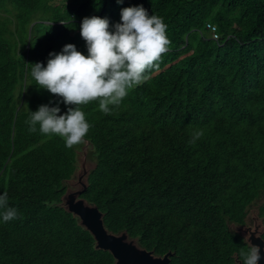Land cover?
Wrapping results in <instances>:
<instances>
[{"label": "trees", "instance_id": "1", "mask_svg": "<svg viewBox=\"0 0 264 264\" xmlns=\"http://www.w3.org/2000/svg\"><path fill=\"white\" fill-rule=\"evenodd\" d=\"M141 5L167 24L159 68L109 115L82 106V144L29 132L39 106L68 107L31 65L67 44L87 55L85 17L113 27ZM69 188L107 236L136 237L166 264H242L235 224L253 211L264 225V0H0V195L19 213L4 222L0 208V264L119 261L79 222Z\"/></svg>", "mask_w": 264, "mask_h": 264}, {"label": "clouds", "instance_id": "2", "mask_svg": "<svg viewBox=\"0 0 264 264\" xmlns=\"http://www.w3.org/2000/svg\"><path fill=\"white\" fill-rule=\"evenodd\" d=\"M120 15L121 22L113 27L107 18L92 16L82 20L80 35L86 42L87 55L67 44L60 53H49L46 66L39 62L31 65L30 74L39 88L61 97L68 107L66 113L60 114L58 105L39 106L25 121L29 132L35 133L39 125L41 134L63 138L68 148L82 144L91 127L82 106L98 102L99 110L109 115L110 106H118L129 90L149 78L150 70L159 68L171 44L163 17L150 15L142 5L125 7ZM38 23L54 24L37 19L33 27ZM84 161L86 164L85 155ZM0 208L4 209V222L19 218L18 210L8 206L7 192L0 195ZM250 214L255 228L248 224ZM234 231L247 246V250L242 247L239 251L242 264H258L260 252L264 254V225L258 212L248 213L243 223L235 224Z\"/></svg>", "mask_w": 264, "mask_h": 264}, {"label": "rangeland", "instance_id": "3", "mask_svg": "<svg viewBox=\"0 0 264 264\" xmlns=\"http://www.w3.org/2000/svg\"><path fill=\"white\" fill-rule=\"evenodd\" d=\"M72 184L73 186H75V189L76 187L80 186V184H77V179L71 181V185ZM75 189L69 188L70 192L68 194L70 197L69 203H71V206L74 200L72 190H75ZM66 202H68L67 197H66ZM75 205L81 212L86 213V214H93L96 217V219L100 221L99 216H97V214L94 212V209H93L94 207L90 203H86L81 199H77L75 201ZM251 219H252V216L250 214L247 221H248V224L253 228L254 223L252 222ZM79 222L83 226L88 228L91 231V233L95 236L98 246L110 248L114 250L115 252H117L116 248L118 247L119 258H122L123 261H121L122 259L120 260L118 258L119 261H117L116 264H155V263H159L160 261L164 262L166 259V257L161 258L160 256L153 254L151 251H148L142 248L136 237H129V236L125 237V235L123 234L116 235V238L120 240L119 245L118 244L111 245L112 244L111 242H107L106 240H104L103 237L100 236L99 229L93 219H92L93 224L89 220L81 219V218L79 219ZM124 260L125 261L130 260L131 262L124 263ZM138 261H140L141 263Z\"/></svg>", "mask_w": 264, "mask_h": 264}, {"label": "water", "instance_id": "4", "mask_svg": "<svg viewBox=\"0 0 264 264\" xmlns=\"http://www.w3.org/2000/svg\"><path fill=\"white\" fill-rule=\"evenodd\" d=\"M85 156H86V153H85ZM84 165H85V161H84ZM72 208H73V210H74L77 214H79L80 216H82V217H84L85 219L89 220L91 223H92V219H93L94 222H95V224L97 225V227H98V229H99V233H100L101 237H103L104 240H106L107 242H111V243H112L111 245H116V244L119 245L120 240H118V238H116V237H114V236H107V235L104 233V229H103V226H102L101 222L98 221V220L96 219V217H95L93 214H86V213L81 212V211L76 207L74 201H73V203H72ZM92 224H93V223H92ZM95 227H96V226H95ZM102 245H103V244H102ZM104 248H105V247H104ZM116 249H117V252H115L114 250H113V251L115 252L116 256H118L117 258H119L118 247H117ZM119 259H122V258H119ZM121 261H123V259H122ZM126 262H131V261H130V260H127V261L124 260V263H126ZM138 262H140V261H138ZM140 263H141V262H140ZM159 263H160V264H166V259H165L164 262L160 261ZM159 263H155V264H159Z\"/></svg>", "mask_w": 264, "mask_h": 264}, {"label": "built area", "instance_id": "5", "mask_svg": "<svg viewBox=\"0 0 264 264\" xmlns=\"http://www.w3.org/2000/svg\"><path fill=\"white\" fill-rule=\"evenodd\" d=\"M207 29L210 31L212 37L215 40H218L220 38V35H219V32L217 31L216 25H214L213 23H207Z\"/></svg>", "mask_w": 264, "mask_h": 264}, {"label": "flooded vegetation", "instance_id": "6", "mask_svg": "<svg viewBox=\"0 0 264 264\" xmlns=\"http://www.w3.org/2000/svg\"><path fill=\"white\" fill-rule=\"evenodd\" d=\"M260 253H261V259L258 262V264H264V254H262V251Z\"/></svg>", "mask_w": 264, "mask_h": 264}]
</instances>
